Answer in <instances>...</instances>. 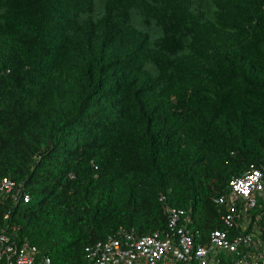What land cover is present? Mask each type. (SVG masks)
Masks as SVG:
<instances>
[{
  "label": "trees",
  "instance_id": "1",
  "mask_svg": "<svg viewBox=\"0 0 264 264\" xmlns=\"http://www.w3.org/2000/svg\"><path fill=\"white\" fill-rule=\"evenodd\" d=\"M251 163L264 0H0V178L32 196H5L0 228L38 261L90 264L119 227L165 229L163 194L222 228L213 198Z\"/></svg>",
  "mask_w": 264,
  "mask_h": 264
},
{
  "label": "built area",
  "instance_id": "2",
  "mask_svg": "<svg viewBox=\"0 0 264 264\" xmlns=\"http://www.w3.org/2000/svg\"><path fill=\"white\" fill-rule=\"evenodd\" d=\"M5 196L27 203L32 196L24 181L0 178V203ZM223 227L204 232L192 225L186 210L160 196L167 227L139 235L119 227L86 246L90 264H264V170L251 163L229 179L214 198ZM9 217V213L5 218ZM10 226L0 228V264H52L48 255L38 261L40 249L28 239L17 240ZM15 230V227H14Z\"/></svg>",
  "mask_w": 264,
  "mask_h": 264
},
{
  "label": "rangeland",
  "instance_id": "3",
  "mask_svg": "<svg viewBox=\"0 0 264 264\" xmlns=\"http://www.w3.org/2000/svg\"><path fill=\"white\" fill-rule=\"evenodd\" d=\"M98 10H101V7H99ZM138 20H139V19H137V21H138Z\"/></svg>",
  "mask_w": 264,
  "mask_h": 264
}]
</instances>
